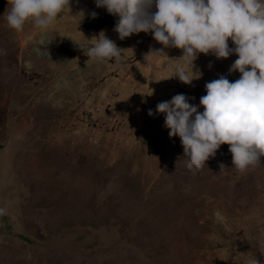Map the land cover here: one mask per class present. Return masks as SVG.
<instances>
[{
	"label": "rangeland",
	"instance_id": "rangeland-1",
	"mask_svg": "<svg viewBox=\"0 0 264 264\" xmlns=\"http://www.w3.org/2000/svg\"><path fill=\"white\" fill-rule=\"evenodd\" d=\"M7 3L0 0V264L264 261V156L240 172L223 143L193 171L155 109L176 93L199 104L207 81L237 79L228 72L236 54L200 53L192 74L201 75L184 83L174 75L181 49L175 58L170 48L151 54L150 32L119 39L116 17L94 0H70L47 45L32 21L21 31L7 25ZM94 19L109 24L87 28ZM101 29L123 48L119 63L86 55Z\"/></svg>",
	"mask_w": 264,
	"mask_h": 264
},
{
	"label": "clouds",
	"instance_id": "clouds-1",
	"mask_svg": "<svg viewBox=\"0 0 264 264\" xmlns=\"http://www.w3.org/2000/svg\"><path fill=\"white\" fill-rule=\"evenodd\" d=\"M94 3L116 17L113 30L119 39L141 31L150 32L162 45L154 49L157 52L165 54L164 49L171 47L181 49L179 57L183 62L176 65L174 75L184 83H191L201 75L192 74L200 53L212 54L217 59L236 54L228 72L238 71L237 79L230 81L221 74L207 81L199 104L190 103L192 98L185 93H176L158 102L155 109L163 114L168 135L180 138L189 169L202 168L223 143L228 144L232 166L238 171L244 172L261 162L260 157L264 156V0H94ZM9 4L7 25L21 31L27 21H32L41 29L39 45L54 40L56 35L49 34V27L70 9V0H8ZM80 12L83 13L81 21L85 13L83 9ZM88 15L95 18L98 13L92 10ZM71 39L84 52L85 45ZM88 39L89 60L114 59L119 63L122 59L123 48L105 35L104 29ZM44 50L47 48L38 47V51ZM200 106L202 111L198 110ZM147 111L153 115L151 108ZM246 264H264V261L254 255Z\"/></svg>",
	"mask_w": 264,
	"mask_h": 264
},
{
	"label": "trees",
	"instance_id": "trees-1",
	"mask_svg": "<svg viewBox=\"0 0 264 264\" xmlns=\"http://www.w3.org/2000/svg\"><path fill=\"white\" fill-rule=\"evenodd\" d=\"M93 24H86L87 28L93 29V30H99L100 28L107 26L109 22H107L105 19H94L92 20ZM67 51V50H66ZM154 142H156V139L151 138L149 141V152L150 153H156L158 152L157 144L155 143V148H152V145H154Z\"/></svg>",
	"mask_w": 264,
	"mask_h": 264
},
{
	"label": "built area",
	"instance_id": "built-area-1",
	"mask_svg": "<svg viewBox=\"0 0 264 264\" xmlns=\"http://www.w3.org/2000/svg\"><path fill=\"white\" fill-rule=\"evenodd\" d=\"M161 47H162V45L159 42L153 40L150 42L148 49H149V51L152 50V51H150L151 54H156V55L161 56V55H163V53H160V52H157L156 50H154V49L161 48ZM170 49L172 50V54H173L172 57L173 58L177 57V53L179 52L180 49L174 48V47H171ZM165 50H166V48L164 49V51Z\"/></svg>",
	"mask_w": 264,
	"mask_h": 264
}]
</instances>
